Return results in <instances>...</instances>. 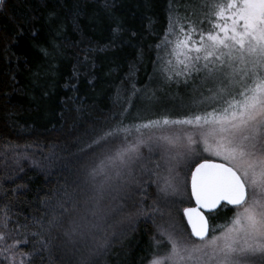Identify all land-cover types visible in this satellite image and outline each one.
Wrapping results in <instances>:
<instances>
[{
    "label": "snow or ice",
    "instance_id": "snow-or-ice-1",
    "mask_svg": "<svg viewBox=\"0 0 264 264\" xmlns=\"http://www.w3.org/2000/svg\"><path fill=\"white\" fill-rule=\"evenodd\" d=\"M5 6L6 0H0V8ZM104 6L111 7L107 2ZM201 6L208 9L206 20L200 21L201 25L207 22V29L198 28L177 11L169 16L164 41L171 46L170 58L160 69L164 83L189 89L187 99L180 98L178 105L184 110L183 118L170 119L166 114L131 127L120 118L114 127L94 131L80 148L89 159L94 157L88 175L93 181L101 178L81 190L82 197L68 190L66 180L62 191L50 193L45 200L44 216L17 218L12 227L11 209H0V253L9 264H95L94 258L112 254L125 236L118 226L131 225L138 216L149 217L157 227L152 238L156 251L147 264H264V0H204ZM122 31L119 24L113 29L117 34ZM169 35L174 39L169 40ZM158 99L155 91L149 96L150 101ZM176 126L170 134L161 131L157 136L153 131ZM133 129L137 142L129 145ZM142 129L150 130V142L164 141L182 149L178 155L200 157L188 173L190 191L188 179L177 180L174 168H167V175L161 177L159 162H153L151 155L143 156ZM185 138L187 143L182 142ZM199 141L203 152L223 162L198 152L193 145ZM18 171H23L22 166ZM145 175L161 197L147 207L148 181L141 182ZM73 184L80 188L76 181ZM184 195L195 201L183 209L191 229L188 235L177 230L176 202L170 199ZM106 199L112 203L105 205ZM227 206L233 211L229 222L219 235L210 234L209 216ZM162 243L168 245L163 253L159 251ZM26 246L31 251H22ZM115 255L119 257L118 252Z\"/></svg>",
    "mask_w": 264,
    "mask_h": 264
},
{
    "label": "trees",
    "instance_id": "trees-1",
    "mask_svg": "<svg viewBox=\"0 0 264 264\" xmlns=\"http://www.w3.org/2000/svg\"><path fill=\"white\" fill-rule=\"evenodd\" d=\"M106 2L111 7L105 8ZM179 8L177 0H6L0 8V209H11L9 227L17 218L44 216L48 211L45 200L51 198L50 193L62 191L66 180L68 190L81 197V190L100 182V177L93 181L88 175L94 157L89 159L80 148L94 131L110 129L120 118L127 125L130 101L157 77L169 16ZM117 24L123 29L118 34L113 32ZM163 130L153 131L158 136ZM149 131H143L145 143L140 152L160 162L161 147L148 141ZM135 142L137 134L132 131L128 144ZM179 159L177 180L189 181L188 173L200 157L189 162ZM19 166L23 171H18ZM145 181L147 175L141 177ZM21 184L25 185L22 189ZM145 187L147 207L161 197L155 183L148 181ZM170 199L176 202L177 230L190 234L181 209L193 205L192 199L187 195ZM232 215V208H221L210 215L212 227L221 228ZM120 229L126 234L113 253L94 258L95 264H147L156 251L152 241L156 224L138 216L131 225H119ZM167 247L162 243L159 251ZM22 251L31 249L26 246ZM0 264H9L3 253Z\"/></svg>",
    "mask_w": 264,
    "mask_h": 264
},
{
    "label": "rangeland",
    "instance_id": "rangeland-1",
    "mask_svg": "<svg viewBox=\"0 0 264 264\" xmlns=\"http://www.w3.org/2000/svg\"><path fill=\"white\" fill-rule=\"evenodd\" d=\"M177 3L180 6V8L177 10L180 16H187L192 18V21L196 24L198 28H208L207 22H205L203 25L200 24L201 20H206V15L208 13V9L206 7L201 6L202 3H204V0H177ZM195 38L196 37H193V39ZM172 39H174V37L170 36L169 40ZM170 49V45L166 47V50L158 68L157 77L154 79L149 88L140 94H136L130 101L131 106H129L126 112V120L128 126H138L147 123L149 120L160 119L166 114L170 119L183 118L184 110L179 108L178 105L180 104V98L187 99L189 89L183 85H166L164 83L163 74L160 71V69L164 67V61L170 58L168 55ZM153 91H155L156 97H158L159 99L150 101L149 96ZM208 111H211V108H209ZM178 127L179 126H176L175 128H164L163 133L170 134L172 131H175ZM185 128H188V126H185ZM133 131L135 130L133 129ZM142 131L146 130L142 129ZM182 142L187 143L186 138ZM159 147H161V149L158 151H161L160 156L162 157V159L159 162L161 167L158 171L161 177L166 176V169L172 167L174 168V175L176 179H178L177 169L180 163L179 158L185 157L187 158V162H189L191 159L194 160L195 158H197H193L191 156H186L183 154L178 155V153H182L183 150L172 147L166 144V142L164 141L159 142L157 148L159 149ZM193 147H195L198 152H201L203 156L214 161L223 162L219 158L209 156L208 153L203 152L204 145L202 141H199L197 144L193 145ZM188 185L190 191V177ZM183 209H181L182 212ZM220 229L221 228L219 226L212 227V232H215L217 235H219Z\"/></svg>",
    "mask_w": 264,
    "mask_h": 264
},
{
    "label": "water",
    "instance_id": "water-1",
    "mask_svg": "<svg viewBox=\"0 0 264 264\" xmlns=\"http://www.w3.org/2000/svg\"><path fill=\"white\" fill-rule=\"evenodd\" d=\"M213 161H214V160H213ZM215 162H218V163H219V161H215ZM192 201H193V205H192V206H194V203H195L194 198L192 199ZM189 207H191V206H189ZM227 207L232 208V206H227ZM222 208H223V207H222ZM220 209H221V208L216 209V210L214 211V213H212V214L217 213ZM205 214H206V215H209V214L207 213V211H205ZM212 214H211V215H212ZM183 216H184V215H183ZM184 219H185V221H186V223H187V217L184 216ZM187 225H188V223H187ZM209 226H210V234H211V233H212V225H211V221H210V216H209ZM188 228H189V230L191 231L189 225H188ZM192 237H193L195 240H197L196 237H194V236H192ZM197 241H198V240H197Z\"/></svg>",
    "mask_w": 264,
    "mask_h": 264
}]
</instances>
